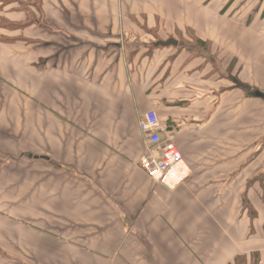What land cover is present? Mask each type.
Segmentation results:
<instances>
[{"label":"crops","instance_id":"obj_1","mask_svg":"<svg viewBox=\"0 0 264 264\" xmlns=\"http://www.w3.org/2000/svg\"><path fill=\"white\" fill-rule=\"evenodd\" d=\"M148 111L173 188L137 165ZM238 258L264 264V0H0V264Z\"/></svg>","mask_w":264,"mask_h":264},{"label":"built area","instance_id":"obj_2","mask_svg":"<svg viewBox=\"0 0 264 264\" xmlns=\"http://www.w3.org/2000/svg\"><path fill=\"white\" fill-rule=\"evenodd\" d=\"M139 129L145 136V150L137 164L139 169L156 183L168 188L175 187L187 174L172 136L162 138L160 121L154 111L143 115ZM178 165H182L184 173H176Z\"/></svg>","mask_w":264,"mask_h":264},{"label":"water","instance_id":"obj_3","mask_svg":"<svg viewBox=\"0 0 264 264\" xmlns=\"http://www.w3.org/2000/svg\"><path fill=\"white\" fill-rule=\"evenodd\" d=\"M176 41H174L173 39H168L164 42L162 41H158L154 44V46H168V45H176Z\"/></svg>","mask_w":264,"mask_h":264},{"label":"bare ground","instance_id":"obj_4","mask_svg":"<svg viewBox=\"0 0 264 264\" xmlns=\"http://www.w3.org/2000/svg\"><path fill=\"white\" fill-rule=\"evenodd\" d=\"M178 169H177V171H176V173H181L182 172V170H181V168H182V165H178V167H177Z\"/></svg>","mask_w":264,"mask_h":264},{"label":"trees","instance_id":"obj_5","mask_svg":"<svg viewBox=\"0 0 264 264\" xmlns=\"http://www.w3.org/2000/svg\"><path fill=\"white\" fill-rule=\"evenodd\" d=\"M234 264H242L240 258L236 259L235 263Z\"/></svg>","mask_w":264,"mask_h":264}]
</instances>
